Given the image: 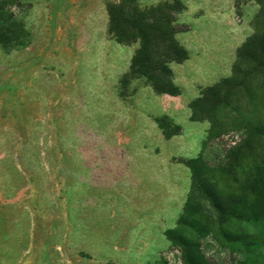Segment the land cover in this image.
Listing matches in <instances>:
<instances>
[{"label": "rangeland", "instance_id": "1", "mask_svg": "<svg viewBox=\"0 0 264 264\" xmlns=\"http://www.w3.org/2000/svg\"><path fill=\"white\" fill-rule=\"evenodd\" d=\"M116 1L26 0L11 10L30 44L0 46V264H186L171 230L195 240L206 264H264V195L248 190L247 158L226 173L228 153L246 139L240 121H264L262 54L251 102L238 93V118L218 112L220 136L184 114L193 83L230 78L246 39L264 47V0H180L189 30L178 39L190 59L172 65L182 92L172 100L142 78L124 80L135 50L108 35L106 5ZM164 1L172 0L137 3ZM162 116L180 135L164 138L154 122ZM253 147L264 161V137ZM196 158L223 198L237 195L257 214L229 222L244 244L224 240L215 210L193 193L181 161ZM190 196L203 216L199 236L179 224Z\"/></svg>", "mask_w": 264, "mask_h": 264}, {"label": "trees", "instance_id": "2", "mask_svg": "<svg viewBox=\"0 0 264 264\" xmlns=\"http://www.w3.org/2000/svg\"><path fill=\"white\" fill-rule=\"evenodd\" d=\"M25 1L0 0V46L7 52L25 48L30 44V33L11 11L22 7ZM106 11L110 39L123 46L138 44L124 80L142 78L156 95L179 96L181 91L173 82L171 64H182L189 59L188 51L176 39L177 34L189 30L178 20L179 15L185 11L181 1H164L141 8L137 0H117L108 2ZM254 41L255 37L248 38L237 49V62L232 67L230 78L200 88L199 96L189 103L190 121L210 123L208 138H216L222 133L218 126L219 111L227 110L237 118L240 116V108L235 102L238 93H243L248 102H251L252 78L259 73L257 51L264 59L263 45L255 46ZM154 122L165 139L181 133V127L169 121L166 116L155 118ZM239 124L236 128H241L246 139L233 152L228 153L226 173L232 175L233 169L239 168L243 158H247L249 169L245 176L248 190L264 195V161L254 152L253 147L255 137H264V121H240ZM181 163L191 171L193 193L208 201L215 210L217 229L221 237L227 242L244 244L246 237L231 232L228 228L229 222H251L257 220V214L251 213L245 201L237 195L223 198L214 180L208 179L203 173L206 168L201 158L183 160ZM185 213L186 216L180 218L179 224L197 236L202 235L205 232L203 216L198 206L192 204L191 196L186 203ZM166 238L182 249L186 264H206L197 249V242L183 232L167 231Z\"/></svg>", "mask_w": 264, "mask_h": 264}, {"label": "crops", "instance_id": "3", "mask_svg": "<svg viewBox=\"0 0 264 264\" xmlns=\"http://www.w3.org/2000/svg\"><path fill=\"white\" fill-rule=\"evenodd\" d=\"M183 33H180V34H177L176 35V39L179 41V36L180 35H182ZM180 43V42H179ZM181 44V43H180ZM182 45V44H181ZM183 46V45H182ZM184 47V46H183ZM138 48V44H134V47H133V49L134 50H136ZM185 48V47H184ZM186 49V48H185ZM187 50V49H186ZM188 51V50H187ZM188 55H189V51H188ZM189 59H190V55H189ZM189 59L187 60V61H189ZM186 62V61H185ZM174 63H172L171 64V69H172V65H173ZM196 69L195 70H198V68L197 67H195ZM172 71H173V69H172ZM198 72V71H197ZM183 76L181 77V79L183 78V80L182 81H184V82H186V81H188V75H184V74H182ZM179 77V76H178ZM173 82H174V84L176 85V80H175V75H174V72H173ZM217 82V81H216ZM216 82H214V83H212L211 85H213V84H215ZM211 85H208V86H211ZM193 86H194V88H195V90H196V92H197V94H196V97L198 96V87H200V88H204V87H207V86H201L200 84H197V83H193ZM180 89V88H179ZM181 91V90H180ZM182 93V92H181ZM181 95V94H180ZM179 95V96H180ZM161 96H166L168 99H170V100H172V98H174V97H171V96H167V95H161ZM179 96H177V97H179ZM195 97V98H196ZM194 98V99H195ZM193 100V99H192ZM191 102V101H190ZM189 102V103H190ZM187 106V104H186V102H185V104H184V108ZM188 109H189V106H188ZM177 110H173V112L175 113ZM189 111H190V109H189ZM173 112H171L170 110H167V111H165L164 112V114L165 115H167V116H172L174 119L176 118H178V116L177 115H175ZM184 114H186V116L187 117H189L190 118V116H191V111H190V113L189 114H187V113H184Z\"/></svg>", "mask_w": 264, "mask_h": 264}]
</instances>
